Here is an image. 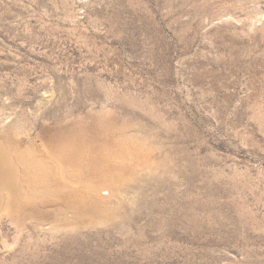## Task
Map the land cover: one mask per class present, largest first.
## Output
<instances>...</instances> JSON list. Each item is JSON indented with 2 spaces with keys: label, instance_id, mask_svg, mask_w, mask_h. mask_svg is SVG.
Wrapping results in <instances>:
<instances>
[{
  "label": "rangeland",
  "instance_id": "obj_1",
  "mask_svg": "<svg viewBox=\"0 0 264 264\" xmlns=\"http://www.w3.org/2000/svg\"><path fill=\"white\" fill-rule=\"evenodd\" d=\"M1 117L0 264H264V0H0Z\"/></svg>",
  "mask_w": 264,
  "mask_h": 264
},
{
  "label": "bare ground",
  "instance_id": "obj_2",
  "mask_svg": "<svg viewBox=\"0 0 264 264\" xmlns=\"http://www.w3.org/2000/svg\"><path fill=\"white\" fill-rule=\"evenodd\" d=\"M4 116V115H3ZM9 116H7V118H8ZM0 119H2V117L0 118ZM22 124V123H21ZM1 125V124H0ZM13 127V126H12ZM17 127V126H16ZM19 128V127H18ZM22 128V127H21ZM24 128V127H23ZM16 129V128H15ZM20 131V130H19ZM18 131V132H19ZM68 139V138H67ZM53 142V141H52ZM76 144V145H75ZM75 147H74V150H72V151H70V152H65V153H67V157H63L61 160H59V161H61V163L62 164H70L71 163V161H75V155H78V153H80V151H83V148H82V146L80 145V144H78V147H77V143L75 142ZM6 145V144H5ZM48 145V144H47ZM45 146V145H44ZM54 148V147H53ZM81 149V150H80ZM80 150V151H79ZM55 151V150H54ZM18 153V152H17ZM16 154V153H15ZM57 154V153H56ZM16 158L18 157V156H15ZM16 160V159H15ZM19 160V159H18ZM55 162V161H54ZM83 163V162H82ZM23 164V163H22ZM29 165V164H28ZM84 165H86V163L84 164ZM86 167V166H85ZM25 168V167H24ZM67 168V167H66ZM23 169V168H22ZM26 169V168H25ZM68 169V168H67ZM13 170V169H12ZM6 171V169H4V171L3 170H1L0 169V185L2 184V183H5V184H7L6 182H8V184L7 185H12L13 183H14V180L15 179H17V177H15V173L13 172V171ZM66 170V169H65ZM78 170V169H77ZM69 171V170H68ZM86 171V170H85ZM66 172V171H65ZM32 173V172H31ZM27 174L28 173H26V172H24L23 170H22V177L20 178L21 179V181H22V179L25 181V182H21L22 183V188L23 189H25V190H30L31 189V191H35L36 190V185L35 184H31L32 186L31 187H28V183L30 182V183H33V177L32 178H29V180H25L26 178H24L25 176H27ZM58 174H59V172H58ZM67 174H68V172H67ZM71 174V173H70ZM3 175H6V176H8V177H4ZM83 175H84V172H83ZM19 177V176H18ZM59 178V177H58ZM62 178L64 179V180H67V182L68 181H71V176H67V175H62ZM19 179V178H18ZM2 180V181H1ZM73 180V179H72ZM83 181V180H82ZM13 182V183H12ZM26 182H27V184H26ZM77 183V182H76ZM16 184V183H15ZM26 184V185H25ZM70 184H71V182H70ZM18 185V184H17ZM16 185V186H17ZM74 185H76V184H74ZM6 186V185H5ZM20 186V187H21ZM3 187V186H2ZM8 187V186H7ZM12 187V186H11ZM21 188V189H22ZM7 189V188H6ZM9 189H11V188H9ZM12 189H14V188H12ZM18 190V189H17ZM16 190V191H17ZM25 192V191H24ZM10 195H12V194H10ZM8 197V196H7ZM9 197H11V196H9ZM26 197V196H25ZM28 197H30V196H28ZM24 198V197H23ZM8 199V198H7ZM32 199V198H31ZM11 200V199H10ZM21 200V199H20ZM19 200V201H20ZM9 200H7L6 201V203L8 202ZM12 204V203H11ZM3 206V205H2ZM31 206V205H30ZM35 206V205H34ZM45 207V206H44ZM3 209V208H2ZM46 209V208H45ZM48 209V208H47ZM1 211V210H0ZM30 213L32 214V215H35V216H38L39 215V211L37 210V209H32V210H30ZM55 218V217H54Z\"/></svg>",
  "mask_w": 264,
  "mask_h": 264
}]
</instances>
